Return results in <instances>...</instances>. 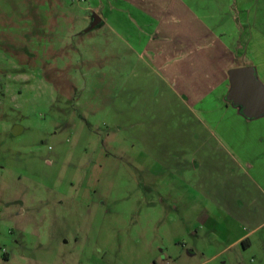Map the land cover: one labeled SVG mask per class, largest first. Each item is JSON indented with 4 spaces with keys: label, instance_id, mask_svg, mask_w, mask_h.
Segmentation results:
<instances>
[{
    "label": "rangeland",
    "instance_id": "1",
    "mask_svg": "<svg viewBox=\"0 0 264 264\" xmlns=\"http://www.w3.org/2000/svg\"><path fill=\"white\" fill-rule=\"evenodd\" d=\"M245 26L264 0H0V264H264V154L225 185L187 147Z\"/></svg>",
    "mask_w": 264,
    "mask_h": 264
},
{
    "label": "crops",
    "instance_id": "2",
    "mask_svg": "<svg viewBox=\"0 0 264 264\" xmlns=\"http://www.w3.org/2000/svg\"><path fill=\"white\" fill-rule=\"evenodd\" d=\"M102 25L103 20L96 28ZM137 25V23H122L120 25L121 31L117 36L128 50L134 53H139V49L135 47V44L128 37L131 34H137L136 30L137 28L139 29ZM245 27L250 31L249 27ZM243 36L241 35L242 38L240 40H235L232 47V52L236 51L237 55L244 59L243 65H239L237 68L254 67L260 80L264 82V37H256L251 31L246 32ZM182 56L183 54L180 56L175 55L177 58L176 63L181 62L183 59ZM220 86H222V102L230 89V82L229 79L227 80L225 74ZM226 101L227 99L218 106L221 107V110L224 109V112L218 116L216 122L214 121L219 128L218 135H202V138H194L192 136L187 140V147H190L189 150L192 149L191 151L193 153L190 158L191 164L196 160L201 167L207 168L205 176L208 179L211 178V175L213 178L219 176L225 177V185H227L226 182H237L243 178H245L244 181L250 180L257 184V180L254 178L255 175H252V171L254 173L257 170L253 162L255 158H259L258 155L264 154V129H258L257 135L254 136L251 133L244 134L242 131L243 129H247V127L251 130L252 125L264 126V117L247 119L242 115L238 107L235 106L234 108L230 102ZM216 105L214 104L217 108ZM241 132L243 135H240ZM193 141H197L198 143H194ZM192 172L194 171L192 170ZM208 204H213L215 207L214 210L227 216L231 215L232 218H236L239 215L231 209L232 207L228 205V201L218 199V197L213 199L209 198ZM206 216L212 220H217L211 211H208Z\"/></svg>",
    "mask_w": 264,
    "mask_h": 264
},
{
    "label": "water",
    "instance_id": "3",
    "mask_svg": "<svg viewBox=\"0 0 264 264\" xmlns=\"http://www.w3.org/2000/svg\"><path fill=\"white\" fill-rule=\"evenodd\" d=\"M102 23V18L93 16L90 29ZM230 89L227 101L238 107L247 119L264 117V84L252 66L231 69L228 73ZM16 130L18 127L15 128Z\"/></svg>",
    "mask_w": 264,
    "mask_h": 264
}]
</instances>
